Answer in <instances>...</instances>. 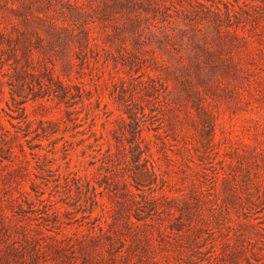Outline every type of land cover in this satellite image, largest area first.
<instances>
[{
  "label": "rangeland",
  "instance_id": "rangeland-1",
  "mask_svg": "<svg viewBox=\"0 0 264 264\" xmlns=\"http://www.w3.org/2000/svg\"><path fill=\"white\" fill-rule=\"evenodd\" d=\"M0 264H264V0H0Z\"/></svg>",
  "mask_w": 264,
  "mask_h": 264
}]
</instances>
